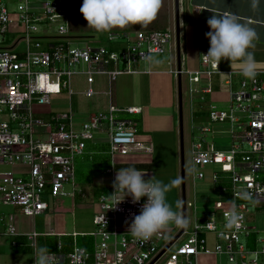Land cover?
<instances>
[{
  "label": "built area",
  "instance_id": "2783aa9c",
  "mask_svg": "<svg viewBox=\"0 0 264 264\" xmlns=\"http://www.w3.org/2000/svg\"><path fill=\"white\" fill-rule=\"evenodd\" d=\"M73 1L0 0V205L19 208L32 217L49 210L48 197L76 196L75 187L72 192L64 187L70 181L74 185L76 158L84 154L89 141L109 144L111 166L106 172L113 182L117 155L152 152L137 120L122 116L141 114L142 108L113 102L115 81L121 74L141 72L145 54L169 52L173 59L169 63L175 62L171 72L188 75L191 97L204 99L211 93V76L220 72V66L214 68L203 59L204 70H179L176 28L109 31L98 44L74 46L72 40L79 37L71 35ZM101 75L106 77L102 90L95 86ZM77 76L83 77L80 91L73 86ZM226 87L230 104L226 108L209 104L208 123L195 128L204 134L213 132V123H228L230 147L218 148L215 142L199 140L192 143L191 153L197 178H205V169L215 165L214 183L222 172L230 175V199L217 201L204 221L196 222L192 231L186 227L167 248L183 225L173 237H168L172 230L165 229L147 242L134 239L128 229L147 197L133 203L126 196L115 207L112 182L105 185L110 186V193L98 198L95 231L71 233L75 240L78 235L93 236V249L75 244L71 251L63 252L59 242L60 250L48 252L54 264H198L201 255H225L226 264H264V237L258 235L257 225L248 223L253 219L248 213H264V73L258 72L254 79L242 76L234 88L229 72ZM64 91L70 101L68 111L38 109ZM76 94L88 98L104 95L109 105L77 121L72 105ZM233 213L236 218L229 224ZM0 221L6 224V234L18 236L14 214L7 220L0 214ZM209 234L217 239L212 248ZM38 236L36 231L27 235L35 246L34 255Z\"/></svg>",
  "mask_w": 264,
  "mask_h": 264
},
{
  "label": "rangeland",
  "instance_id": "374dc122",
  "mask_svg": "<svg viewBox=\"0 0 264 264\" xmlns=\"http://www.w3.org/2000/svg\"><path fill=\"white\" fill-rule=\"evenodd\" d=\"M168 0H163L162 7L160 8L156 18L149 23L147 26H142L143 29H165L170 27L171 30L176 28L177 22V10H176V0H172L173 5L168 9L167 2ZM183 1V0H182ZM83 0H74L71 10V35L77 36L79 39L72 40V45L74 46H83L87 43L89 44H98L100 41H104V37L107 32H98L95 29L88 27L87 21L84 19L83 14L80 12ZM180 3V1H179ZM167 4V5H166ZM10 5V4H9ZM15 4L13 3L10 8H14ZM183 6V2L182 5ZM170 11V12H169ZM169 25V26H168ZM132 31L133 25H130L126 28H113L111 31H116L118 33H123L125 31ZM156 60L162 62L152 66L153 69L164 68L169 70L173 67V61L170 58V53L165 52L163 54H153L152 55ZM168 62V63H167ZM148 67L146 63H142L140 68ZM171 80H174L173 92L169 93V98L174 99L175 108L173 115H175L176 130L173 135L168 139L163 138V140L169 141L164 145L165 149L161 151L160 156L158 154L155 158L154 171L155 175L153 180L161 181L165 184L172 183L170 191L167 193V201L172 206L173 211L178 212L182 216V207H183V176H182V165H181V134H180V113H179V82L178 75H170ZM126 75H121L117 78L113 85V91L115 98H127L131 94L129 83L126 81ZM170 80V81H171ZM172 82V81H171ZM106 83V77L104 75L97 76L96 88L104 89ZM83 77L77 76L73 80V86L76 91L84 89L83 87ZM189 80L186 74L182 75V92H183V130H184V152H185V185H186V196L187 202H192L193 206L187 207V227L189 231H192L196 222L204 221V218L208 217L209 214L214 209L216 200L219 199L217 193L213 191L215 183L212 182L211 169L208 167L205 169L206 177L199 179L196 177V170L192 162V143L204 140L208 144L212 142H221V145L228 147L231 143V134L229 133L230 125L228 123H213V132H207L201 134L200 131L195 128L198 123L194 120L193 111L196 109V103L200 99L199 95L191 97L189 91ZM168 89L170 86L168 85ZM171 90V89H170ZM208 95V94H207ZM206 95V98L208 97ZM212 100L215 101V104L220 107L226 108L230 102L228 94L224 92H214L212 95ZM108 99V98H107ZM106 97L95 96L88 98L84 95H74L72 97V105L77 121L86 120L87 116L91 112H96L99 109H104L108 105ZM117 100V99H116ZM101 102H105L104 105ZM105 106V107H104ZM70 108V101L66 91L62 95L53 96L52 103L49 105H39L38 109L41 111H68ZM107 108V107H106ZM123 117H131L136 119L140 125L138 119L140 117L134 115L122 114ZM208 123V119H205L201 125ZM100 137H105V135H100ZM104 142L95 143L92 141L88 142L87 148L84 154L79 155L76 158V177L74 180V185L72 181L65 184V191L72 192L74 187L76 188V196L72 197L69 195L60 196V197H48L47 200L52 209L67 208L70 209L69 212H62L57 216V220H63L69 226L71 223L76 224V230L80 233L87 232L90 233L95 231L96 227L94 224V215L98 212V198L101 194H109L110 190L106 188L105 185L112 184L113 178L112 175L102 171L96 172V167L99 162L103 160V168L109 164V160H106V155L103 153L101 155L105 144ZM218 145V143H216ZM148 152H136L129 155H117L116 161V175L121 168L134 167L133 165H122L125 162L140 161L141 159H149L147 155H143ZM105 159V160H104ZM111 164V161H110ZM214 170L218 169V166H214ZM144 176L147 175L146 172ZM147 177H152L151 174H148ZM229 182H226L228 186H232L231 179ZM230 188L228 192H221L224 196H230ZM82 191L81 193H79ZM84 193V196L82 195ZM198 194L197 200H195V195ZM220 194V193H218ZM222 195V196H223ZM205 199V200H204ZM210 199V200H207ZM179 204V207H177ZM49 207V208H50ZM8 206L0 205V212H6ZM56 214V213H55ZM59 214V213H57ZM253 217L249 220L248 223L253 226H258L259 233L258 235L264 237V213L257 214L255 211L248 213V218ZM256 220V221H255ZM182 226V225H181ZM181 226H176L171 224L166 230H172L171 234L168 237H173L172 235L180 231ZM70 233L73 232V229L69 230ZM186 236H182L177 244L185 241ZM93 236H82L79 235L76 243L79 246H85L88 249H93L94 243ZM217 260L211 259V256L202 257L199 260V264H226L227 259L225 255L217 256ZM217 262V263H216Z\"/></svg>",
  "mask_w": 264,
  "mask_h": 264
},
{
  "label": "crops",
  "instance_id": "0c3cea01",
  "mask_svg": "<svg viewBox=\"0 0 264 264\" xmlns=\"http://www.w3.org/2000/svg\"><path fill=\"white\" fill-rule=\"evenodd\" d=\"M182 2L183 6H181ZM167 4H169L168 9L170 10V6L173 5L172 0H168ZM179 11L181 28V68L183 70L195 71L207 68L202 64L201 57V54L208 52L210 49V39L206 36V33L211 31V29L207 21L215 13H231L237 16L240 22L248 24L256 31L257 38L254 41L255 47L250 49V51L253 53L258 72L264 73V0H258V6L255 9L252 8V0H180ZM161 65L162 62L160 60V65L158 67ZM172 65L174 67L175 62H173ZM219 66L220 72H216L211 76L212 92L207 93L208 95L205 94V96H208L209 104L215 103L211 97L214 92L220 93L225 91L230 98V92L226 87L229 72L232 73L234 88L238 87V82L243 76L238 70L234 71L231 69L229 60H221ZM147 68L148 67L141 68V72L134 74H121L126 75V81L129 83L131 94L127 98L113 97L115 105L122 107L137 106L142 108V113L135 114L134 116L140 117V119H138L140 122L139 131L145 136L147 144L152 148V152L143 154L147 155L149 159H141L140 161L137 160L128 163L125 162L122 165H133L136 169L146 172L147 175L144 176L146 180L154 178L155 171L153 166L156 155L158 154V156H160L161 151L165 149L164 145L169 142L163 140V138L168 139L176 130L175 115H173L175 108L174 99H170L168 96L169 93H172L174 90L172 87L174 86V80H171L170 76L173 74L171 72L172 68L168 71L164 68L153 69L152 67L149 71ZM183 74L185 73H181V80ZM168 85L171 90L168 89ZM197 87H199V84ZM101 97L106 96L102 95ZM107 101L109 105V100L107 99ZM104 103L101 102L102 105H104ZM108 105H106V107H108ZM106 107L104 109H106ZM216 143H218V145ZM221 144V142H215V146L218 148L227 149L230 147V145L225 147ZM209 167H212L210 168L212 174L214 166ZM148 174H151L152 177H147ZM213 191L214 193L216 192L214 189ZM216 193L219 196L216 202L220 200L226 202L230 199V196H224L221 192ZM197 198L198 194L195 195V200H197ZM8 207L7 213L0 212V214L5 216V220H7L9 214L15 215V225L18 236H23V242L30 246V240L27 235L33 231L39 233L37 237L38 242L47 235L61 236L63 234H71L69 231L70 229H73V232L80 233L75 229L76 224L74 222L68 226L63 220H57V216L62 212L70 211V209L65 207L60 209H52L50 207L49 210L36 217L23 214L19 208L13 206ZM205 219L206 218H204V220ZM5 229V222L0 221V264H32L35 260L34 248L31 246L28 249L18 251L13 241L14 237L6 234ZM216 242L217 239L215 235L209 234V246L212 248ZM207 256H211V259L215 261L218 259L215 255H201L198 258V264L202 257Z\"/></svg>",
  "mask_w": 264,
  "mask_h": 264
},
{
  "label": "clouds",
  "instance_id": "9594fccd",
  "mask_svg": "<svg viewBox=\"0 0 264 264\" xmlns=\"http://www.w3.org/2000/svg\"><path fill=\"white\" fill-rule=\"evenodd\" d=\"M162 4L163 0H83L80 12L88 27L105 32L130 25L147 26L156 18ZM257 6L258 0H252V8L255 9ZM207 23L211 29L206 33L210 39V49L207 54H201L203 61L214 68H219L221 60H229L232 70H238L244 77L254 79L258 69L250 49L255 47L256 31L248 24L240 22L239 18L231 13H215ZM143 59L149 71L153 65L160 63L151 54H145ZM144 175L145 173L135 167L119 169L113 182L115 192L112 196L115 207L126 196H131L133 203L147 197L141 213L134 217L128 229L134 239L147 242L171 224L181 226L186 220L178 212L173 211L167 201V193L172 183L146 180ZM117 193H122L123 196H117ZM235 218L233 213L228 217V223L231 224ZM34 258L35 264H54V257L48 254L45 247L35 248Z\"/></svg>",
  "mask_w": 264,
  "mask_h": 264
},
{
  "label": "trees",
  "instance_id": "16d2710c",
  "mask_svg": "<svg viewBox=\"0 0 264 264\" xmlns=\"http://www.w3.org/2000/svg\"><path fill=\"white\" fill-rule=\"evenodd\" d=\"M133 29H143V28H142V25L137 24V25H133ZM208 104H209V101H208V97L206 98V96H204V99L200 98L197 101L196 109L193 111V117H194V120L196 121V123L200 124V123H203V121H205V119H208V113H209L208 112L209 111V105ZM102 144H105V145H104V147H103V149L99 155L104 153L106 155V157H105L106 160H109V164L105 166V169H102L104 166L103 163L105 162V161L103 162V160H102L101 162L98 163V165L95 169L96 172H102V171L106 172L107 169L111 166V164H110V161H111L110 146L106 142H104ZM229 180H230V175L222 172L220 174V178L215 182L214 190L216 192H228L230 186H228V184L226 182L230 183ZM106 188H108L109 190L111 189L110 186H106ZM230 190H231V188H230ZM22 237L23 236L19 235V236H16L13 238V241H14L15 246H16L18 251L25 250V249H28L29 247H31L29 244L23 242ZM78 237H79V235L76 237V240H75V238L73 237L72 234H63L61 236L47 235V236H45V238H43L42 240H40L38 242V248L39 247H45L47 249V252H55V251L60 250L58 248V244H59V242H61V244H62L61 250L63 252H69L74 248V245L77 244L75 241L78 240ZM255 237H256V234H255Z\"/></svg>",
  "mask_w": 264,
  "mask_h": 264
},
{
  "label": "water",
  "instance_id": "95a60500",
  "mask_svg": "<svg viewBox=\"0 0 264 264\" xmlns=\"http://www.w3.org/2000/svg\"><path fill=\"white\" fill-rule=\"evenodd\" d=\"M179 1L180 0H176V10H177L176 36H177V66H178V69L181 70V28H180V15H179L180 13ZM178 82H179V113H180V134H181V165H182V176H183L182 215H183V218L186 220V223L183 224L181 231L170 242L167 248H169L185 232L186 227H187V196H186V185H185V152H184V130H183V92H182L181 74H179L178 76Z\"/></svg>",
  "mask_w": 264,
  "mask_h": 264
}]
</instances>
